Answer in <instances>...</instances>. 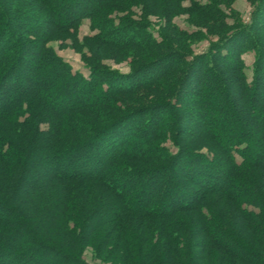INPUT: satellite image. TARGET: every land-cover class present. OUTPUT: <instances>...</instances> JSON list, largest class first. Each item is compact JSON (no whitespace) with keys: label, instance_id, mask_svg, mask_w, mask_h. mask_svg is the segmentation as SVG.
<instances>
[{"label":"trees","instance_id":"obj_1","mask_svg":"<svg viewBox=\"0 0 264 264\" xmlns=\"http://www.w3.org/2000/svg\"><path fill=\"white\" fill-rule=\"evenodd\" d=\"M235 1L0 0V264H264V0Z\"/></svg>","mask_w":264,"mask_h":264},{"label":"rangeland","instance_id":"obj_2","mask_svg":"<svg viewBox=\"0 0 264 264\" xmlns=\"http://www.w3.org/2000/svg\"><path fill=\"white\" fill-rule=\"evenodd\" d=\"M186 4H188L189 2H185ZM233 7L241 12V15L243 17V19L245 21H250V17H251V13H252V7L249 4L248 0H236L235 3L233 4ZM176 22L184 28H192L188 25L187 21H186V15H181L179 17L176 18ZM85 34H91V30H90V21L89 19H85L83 20L82 24L80 25L79 28V36L82 37ZM50 47L53 48L60 56H62L65 60L69 61L72 65L73 68L75 70H80L83 71L85 74H88V69L85 66L81 53L78 52L74 47L71 46L70 44V39H68L66 41V43H61V41L59 40H53L50 42ZM208 46V42L202 41L198 44L195 45V50L196 52H201L203 50H205ZM244 58L246 60L247 63V73L249 75V77L251 78L252 76V66H253V62L255 60V52L253 51H248L244 54ZM109 66L121 70L123 72H127L129 71V66L127 65V63H116L113 60H106L105 61ZM190 118H188L187 123H189ZM224 121V120H223ZM225 123V124H224ZM228 125V121H224L222 122V127H226ZM170 146H172V144L169 142L168 143ZM85 258L87 259V261H89L92 264H107L102 262L100 259L95 258L94 256V252L91 248H88L85 251Z\"/></svg>","mask_w":264,"mask_h":264}]
</instances>
